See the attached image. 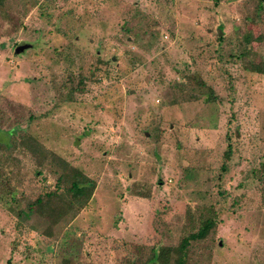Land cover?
<instances>
[{"label":"rangeland","instance_id":"rangeland-1","mask_svg":"<svg viewBox=\"0 0 264 264\" xmlns=\"http://www.w3.org/2000/svg\"><path fill=\"white\" fill-rule=\"evenodd\" d=\"M62 162L86 206H30ZM207 218L183 264H264V0H1L0 264H144Z\"/></svg>","mask_w":264,"mask_h":264},{"label":"trees","instance_id":"trees-1","mask_svg":"<svg viewBox=\"0 0 264 264\" xmlns=\"http://www.w3.org/2000/svg\"><path fill=\"white\" fill-rule=\"evenodd\" d=\"M1 1V0H0ZM218 42L222 37H217ZM12 134L8 131L7 135ZM229 150L223 154L226 160ZM64 163V164H63ZM61 173L56 180L55 187L58 188L60 182L67 184L63 191L53 190L42 196L36 197L29 205L44 204L45 208L54 210L59 214L66 213L70 209L79 210L84 208L91 199L94 183L82 173L69 168L65 162L60 165ZM49 203H51L49 205ZM214 227V222L207 218L202 221L195 231L183 237L174 248L160 247L156 252H151L144 264H183L187 248L192 241L204 240Z\"/></svg>","mask_w":264,"mask_h":264},{"label":"water","instance_id":"water-1","mask_svg":"<svg viewBox=\"0 0 264 264\" xmlns=\"http://www.w3.org/2000/svg\"><path fill=\"white\" fill-rule=\"evenodd\" d=\"M221 33H222V32H221L220 30H217L216 35H217L218 37H220ZM28 48H29V45H28V44H20V45H18V46L14 49V54H15V55L20 54L21 52L27 50Z\"/></svg>","mask_w":264,"mask_h":264}]
</instances>
